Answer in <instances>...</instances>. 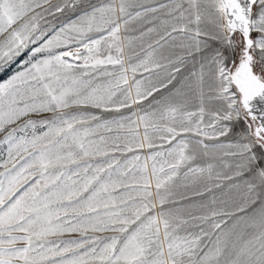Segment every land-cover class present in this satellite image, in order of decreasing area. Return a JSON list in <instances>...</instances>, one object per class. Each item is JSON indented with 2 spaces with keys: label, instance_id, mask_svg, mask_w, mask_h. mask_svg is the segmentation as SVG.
<instances>
[{
  "label": "snow or ice",
  "instance_id": "1",
  "mask_svg": "<svg viewBox=\"0 0 264 264\" xmlns=\"http://www.w3.org/2000/svg\"><path fill=\"white\" fill-rule=\"evenodd\" d=\"M0 264H264V0H0Z\"/></svg>",
  "mask_w": 264,
  "mask_h": 264
}]
</instances>
